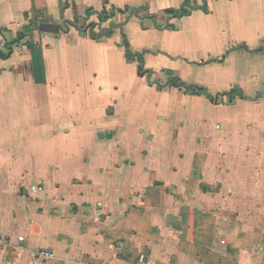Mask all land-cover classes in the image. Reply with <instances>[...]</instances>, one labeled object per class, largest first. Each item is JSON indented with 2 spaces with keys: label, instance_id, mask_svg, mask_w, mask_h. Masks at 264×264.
I'll return each mask as SVG.
<instances>
[{
  "label": "crops",
  "instance_id": "obj_1",
  "mask_svg": "<svg viewBox=\"0 0 264 264\" xmlns=\"http://www.w3.org/2000/svg\"><path fill=\"white\" fill-rule=\"evenodd\" d=\"M184 1L0 0V264H264V0Z\"/></svg>",
  "mask_w": 264,
  "mask_h": 264
},
{
  "label": "trees",
  "instance_id": "obj_2",
  "mask_svg": "<svg viewBox=\"0 0 264 264\" xmlns=\"http://www.w3.org/2000/svg\"><path fill=\"white\" fill-rule=\"evenodd\" d=\"M107 4H108V2H106V1L103 2V7L100 10V12H98V14H97L98 22L97 23L90 22L87 24V27L89 30H92L95 26H100L101 23L107 22V21H108L109 26L114 27V22L112 21V19L115 16V14H117V13L128 12V15H130V14L137 13L139 11H143L145 9L144 6L138 7V8H130V7L126 6L123 9H119V8H116V7L111 6V5L107 7ZM192 9H194V8L189 6L188 2L186 0V1H184L183 4L180 5L179 8L168 10L167 15H169L170 17H182V16L188 15ZM90 13H91V9H87L86 10V16H88ZM32 27H34L33 24L23 27V29L17 33L15 39L10 41L9 43H7L5 45V52L0 51V58H2V59L7 58L12 51V46L18 44L28 34V32L32 29ZM102 30L105 31L104 35H106V36L111 35V31H107L104 28H101L100 32ZM99 33L94 34L91 31L90 37L97 38ZM122 45L125 48L127 57H130L131 59H135L137 61V74H138V76L142 77V76L146 75L147 77H150V75H151L150 70L145 69L144 65H143L144 52H136V53L130 52L129 47H128V43H127L126 39L124 38V36H123ZM166 85L177 87V88H183L186 92L191 93V94L206 95L208 98H212L206 92V89L204 87L196 86V85H185L177 76L169 77ZM227 94L238 95L242 98H245L242 95V92L239 90L238 87H234V88L230 89L229 91L221 93V95H227ZM258 96L259 95H257V97Z\"/></svg>",
  "mask_w": 264,
  "mask_h": 264
},
{
  "label": "water",
  "instance_id": "obj_3",
  "mask_svg": "<svg viewBox=\"0 0 264 264\" xmlns=\"http://www.w3.org/2000/svg\"><path fill=\"white\" fill-rule=\"evenodd\" d=\"M68 24L69 26H72L75 29H79V26L73 22L70 21H63L61 24H56V23H51V22H45V21H40L35 23V27L37 31L42 32V33H50V34H55L58 33L59 30H62L64 28V25ZM105 30H111V26H109ZM105 33L104 30L101 31L98 36L103 35ZM232 97L231 95H228V100H231Z\"/></svg>",
  "mask_w": 264,
  "mask_h": 264
},
{
  "label": "rangeland",
  "instance_id": "obj_4",
  "mask_svg": "<svg viewBox=\"0 0 264 264\" xmlns=\"http://www.w3.org/2000/svg\"><path fill=\"white\" fill-rule=\"evenodd\" d=\"M87 26V25H86ZM104 27L105 28H108V26L107 25H104ZM90 31H92L93 32V30H90ZM100 30L99 29H97V33L99 32Z\"/></svg>",
  "mask_w": 264,
  "mask_h": 264
}]
</instances>
